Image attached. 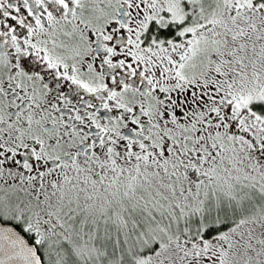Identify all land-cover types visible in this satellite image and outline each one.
I'll return each instance as SVG.
<instances>
[{"label": "flooded vegetation", "instance_id": "obj_1", "mask_svg": "<svg viewBox=\"0 0 264 264\" xmlns=\"http://www.w3.org/2000/svg\"><path fill=\"white\" fill-rule=\"evenodd\" d=\"M143 14L139 0H0L1 223L58 234L42 206L58 199L59 182L116 144L139 152L172 119L198 138L183 151L169 139L180 158L173 168L185 184L209 185L199 180L228 91L219 73L198 77L188 67L182 80L158 65Z\"/></svg>", "mask_w": 264, "mask_h": 264}, {"label": "rangeland", "instance_id": "obj_2", "mask_svg": "<svg viewBox=\"0 0 264 264\" xmlns=\"http://www.w3.org/2000/svg\"><path fill=\"white\" fill-rule=\"evenodd\" d=\"M139 3L144 22L159 17L182 22L192 14L179 39L152 43L158 48L153 56L158 65L182 80L180 72L188 67L198 68V77L219 73L221 87L228 91L222 119L211 124L222 132L212 136L199 180L209 185L185 184L173 168L180 158L169 139L182 151L189 148L198 139L192 124L177 126L172 119L137 153L116 144L113 152L59 182L58 199L42 206L63 230L36 237L42 262L195 264L215 257L219 264H264V155L255 146H264V2ZM186 4L191 11L186 12ZM223 208L227 213H220ZM192 217L200 219V231L204 224L231 222L209 237L176 229L174 222ZM155 241L158 245L147 251Z\"/></svg>", "mask_w": 264, "mask_h": 264}, {"label": "trees", "instance_id": "obj_3", "mask_svg": "<svg viewBox=\"0 0 264 264\" xmlns=\"http://www.w3.org/2000/svg\"><path fill=\"white\" fill-rule=\"evenodd\" d=\"M257 1V0H256ZM264 2V0H261ZM184 8L187 11H191V10H187L188 4L184 5ZM192 14H187L186 15V19L182 22H178V21H172L167 19L166 17H159V18H155L149 21V24L145 30V40L148 43H153V42H161L163 44L166 43V41L168 40H177L181 37L180 35V29L188 22H190L187 19H190V16ZM196 20V19H193ZM212 208V207H211ZM213 208H212V212H213ZM223 211L225 213H227L226 209L223 208L222 211H220L221 214H223ZM166 218V217H164ZM227 219V218H226ZM235 219V218H234ZM230 220V218H228L225 221H221L218 225H213L212 223H208V224H204L205 228H203V230L200 231L201 228V222L200 219H198L197 217H192L189 219H182L181 221H178L177 223L174 222V224L176 225V229L183 231V228H186L187 231H183V233L188 236L190 235L191 237H195L198 235H202L204 237H209L212 236L222 230H224L226 228L227 225H229V223L231 222V220L229 222H226ZM213 222V221H212ZM179 223H183V226H179ZM178 224V225H177ZM163 226L165 224H162ZM172 225V223H171ZM189 227V228H188ZM161 228V225L157 227ZM26 237L28 238L29 241L31 242H35L38 248V252L41 256V245L38 244V239L36 238V236H29L27 234H25ZM157 236H161L159 234H156ZM167 236V235H165ZM160 239H166L165 237L163 238L160 237ZM158 241H155L152 245L149 246L147 251H152L157 245H158ZM42 258V257H41Z\"/></svg>", "mask_w": 264, "mask_h": 264}, {"label": "water", "instance_id": "obj_4", "mask_svg": "<svg viewBox=\"0 0 264 264\" xmlns=\"http://www.w3.org/2000/svg\"><path fill=\"white\" fill-rule=\"evenodd\" d=\"M61 234L62 230L57 229ZM0 264H43L34 242L16 227L0 222Z\"/></svg>", "mask_w": 264, "mask_h": 264}]
</instances>
